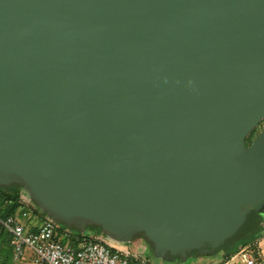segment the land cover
Returning <instances> with one entry per match:
<instances>
[{"label":"water","instance_id":"obj_1","mask_svg":"<svg viewBox=\"0 0 264 264\" xmlns=\"http://www.w3.org/2000/svg\"><path fill=\"white\" fill-rule=\"evenodd\" d=\"M264 0H0V187L84 233L211 256L264 213Z\"/></svg>","mask_w":264,"mask_h":264},{"label":"built area","instance_id":"obj_2","mask_svg":"<svg viewBox=\"0 0 264 264\" xmlns=\"http://www.w3.org/2000/svg\"><path fill=\"white\" fill-rule=\"evenodd\" d=\"M19 204L21 207L16 215L0 218V231L6 230L11 235L15 261L24 260L30 253V264H151L143 244L136 250L119 248L118 245L124 244L107 237L106 241L96 235L73 241L74 237L67 229L60 232L58 223L37 212L35 205L21 197ZM233 258H238L242 264H257L249 247L240 249Z\"/></svg>","mask_w":264,"mask_h":264},{"label":"rangeland","instance_id":"obj_3","mask_svg":"<svg viewBox=\"0 0 264 264\" xmlns=\"http://www.w3.org/2000/svg\"><path fill=\"white\" fill-rule=\"evenodd\" d=\"M259 130L261 131V129H259ZM15 186H17V185H15ZM18 187L20 189H22L21 193H20V197L27 200V202L30 205H36L35 202H33L29 198L26 190L21 186H18ZM40 212L42 215L45 214L42 211H40ZM249 215L251 218H256L260 221L261 220L263 221L262 224H260V226L255 228V231L253 230L254 232L252 231L253 235H255V234H256L255 236H258L259 234L263 235L264 234V220L262 219V216L260 215V217H259V215L255 211H253V213L251 212ZM58 225L63 230L67 229L66 231L70 232L74 238H76L78 236V233H82L81 231H79L77 229H69L64 224H58ZM85 232L92 235V231H90V230L86 229ZM251 235H252V233H251ZM96 236H99V237L103 238L104 240L108 241V239L106 238V236L104 234H102V235L98 234ZM61 240L64 242H67V239H65L64 237H61ZM9 242H10L9 238L7 236H0V264H29L30 260H31V254L30 253H27L25 259L22 261H15L14 259H12L11 255H10L11 250L9 248ZM142 244L146 248L145 255L151 264H205L206 262H211L213 264H223L224 262H227V258L226 259L224 258L222 251H220L218 253L216 252L215 254H213L211 256H203V260L197 259V256H200V255H195V256L191 255L186 260H181V259H179V260L173 259L172 260V259H170V260L166 261V260H164V258L160 257L159 255H157L155 253L154 247L151 243L146 242L145 240L140 238V236H136L131 242L124 244V245H118V247L119 248L127 247L130 250H136V248ZM226 250H227V248L225 249V251ZM234 250L235 249L232 248L231 250H228L227 252L229 254V252H233ZM251 252H253L254 254L257 253L255 248H252ZM223 258H224V260H223ZM228 261H230L228 264H242V262L238 258H235V259L230 258Z\"/></svg>","mask_w":264,"mask_h":264},{"label":"trees","instance_id":"obj_4","mask_svg":"<svg viewBox=\"0 0 264 264\" xmlns=\"http://www.w3.org/2000/svg\"><path fill=\"white\" fill-rule=\"evenodd\" d=\"M259 133V129H255L246 139V145L249 146L252 141L254 140V138L257 136V134ZM21 190L18 186H11V187H0V218L4 219L7 218L9 216H14L17 214L19 208L21 207L19 204V199H20V193ZM36 206V205H35ZM37 212L40 213L39 208L36 206ZM253 213V212H252ZM260 217V215L262 216L263 213H257ZM42 215V214H41ZM262 221V220H261ZM261 221L256 219V218H251L250 215L248 216L247 222L245 223V225L230 239H228L225 244L222 246V248L220 250L217 251H225V249L227 248V250L225 251L227 256V261L238 252V250L242 249L245 246H249L250 250H251V246H252V242L255 240V238L257 236L253 235V232L255 231V228H257L258 226H260ZM87 230L92 231V235H102L101 233V228L90 225L87 227ZM254 230V231H253ZM63 229L60 230V232H62ZM253 231V232H252ZM252 233V235H251ZM89 233L85 234H81L78 233V236L76 238L73 239V241H76V239H83V238H88L89 237ZM0 236H7L9 238V248L11 250L10 255L13 259V250H12V245H11V235L9 232H7L6 230H1L0 231ZM140 238L144 239L146 242L150 243L144 236V234L139 235ZM255 236V237H254ZM232 248H234L235 250L233 252H229L228 254V250H231ZM233 254V255H232ZM192 255H199L197 252H193ZM168 257H170L172 260L176 259L179 260L180 257H172L170 255H168Z\"/></svg>","mask_w":264,"mask_h":264},{"label":"crops","instance_id":"obj_5","mask_svg":"<svg viewBox=\"0 0 264 264\" xmlns=\"http://www.w3.org/2000/svg\"><path fill=\"white\" fill-rule=\"evenodd\" d=\"M262 219L264 220V213L262 215ZM263 221H261L262 224ZM245 247H249V246H245ZM244 248V247H243ZM255 248L257 253H253V255L256 257L257 260V264H264V234L263 235H258L255 240L252 242V246L251 249ZM239 251V250H238ZM251 251V250H250ZM224 258L226 259V252L222 251ZM236 254H234L231 259H235L233 258ZM223 258V260H224ZM197 259H201L203 260V256H197ZM230 261L224 262L223 264H228ZM30 264V263H29ZM205 264H213L211 262H206Z\"/></svg>","mask_w":264,"mask_h":264},{"label":"flooded vegetation","instance_id":"obj_6","mask_svg":"<svg viewBox=\"0 0 264 264\" xmlns=\"http://www.w3.org/2000/svg\"><path fill=\"white\" fill-rule=\"evenodd\" d=\"M264 126V120L261 122V124L257 127V129H262V127ZM260 131V130H259Z\"/></svg>","mask_w":264,"mask_h":264}]
</instances>
